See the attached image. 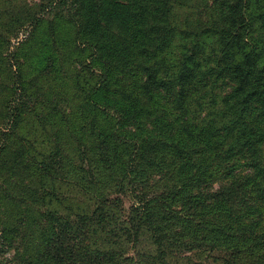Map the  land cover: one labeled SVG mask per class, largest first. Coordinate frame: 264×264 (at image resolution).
I'll return each instance as SVG.
<instances>
[{
  "label": "trees",
  "instance_id": "trees-1",
  "mask_svg": "<svg viewBox=\"0 0 264 264\" xmlns=\"http://www.w3.org/2000/svg\"><path fill=\"white\" fill-rule=\"evenodd\" d=\"M43 1L44 6L35 5L41 8L38 13L23 15L15 0H0V71L7 68L10 74L8 80L0 79V93L4 88L18 86L8 89V98L0 106V154L9 146L10 133L15 129L11 127L10 131L7 127L28 110L26 94L30 90L22 83L24 64L12 58L16 52L10 51L8 37L16 33L15 38L28 26L32 30L29 38L34 39V29L43 23L41 18L48 15V10L60 8L57 18L64 22H47L55 27H47L49 34L45 38L54 37L56 29L72 35L77 49L89 50L88 64L98 61L102 66L92 87H81L80 76L73 87L79 102L86 107L81 111L92 116L94 153L85 160L94 159L115 170L119 180L129 176L132 181L156 168L178 167L176 182L189 184L188 188L179 187L188 201L183 203V210L171 209L177 198L175 184L164 193L147 196L148 201H139L132 209L127 222L144 226L161 253L160 258H147L156 264H183L181 253L210 247L225 252L223 264H264V234L253 235L249 247L237 244L244 231H252V225L258 224L257 229L264 225V0H211L210 8L203 12L204 22L200 14L191 20L187 16L179 18L185 6L181 2L187 0H67L68 6L64 0ZM208 6L204 4V8ZM35 43L36 49L23 55L29 60V71H40L32 81L43 76L41 72L51 71L55 62L43 50L44 39H35ZM56 56L60 57V53ZM214 83L221 91L228 88L227 91L223 95L207 91ZM162 94L170 98L167 106L162 104ZM34 98L39 100L38 91ZM202 107L207 112L199 117L196 113ZM111 112L120 124L117 127ZM101 117L105 124L100 123ZM126 125L131 129H125ZM215 139L224 150L205 153V149L214 147ZM207 154L209 157H205ZM50 166L38 164L42 170ZM211 168L223 173L227 168L229 179L223 190L213 195L201 188L205 179L192 174L197 169L207 178ZM16 169L13 163L9 165L11 174ZM185 171L189 179H183ZM29 172L31 179L36 171L30 168ZM30 183L33 185L32 179ZM10 189L12 193L7 192ZM30 194L31 191L24 194L15 186L6 188L4 198L11 205L22 207L17 200ZM32 197L35 201L33 188ZM210 197L218 203L223 201L221 211H231L230 219L211 214ZM155 200L158 202L152 205ZM188 206L189 211L185 212ZM242 209L248 219H235ZM21 211L11 210L14 220L40 230V237L34 229L35 236L28 238L32 244L26 243L29 252L25 259L18 262L15 257L12 262L118 264V258H129L126 260L130 264H142L136 258L124 257L123 247L99 249L97 245L77 242L81 236L88 238L87 222L82 229H74L72 223L62 221L55 212L46 211L42 217L47 229L43 230L35 226L38 221L32 211L28 215ZM16 225L4 220L9 229L0 231L1 243L10 246V234L24 235L21 230L16 234ZM116 226L125 230L123 222ZM185 262L189 264V258Z\"/></svg>",
  "mask_w": 264,
  "mask_h": 264
},
{
  "label": "rangeland",
  "instance_id": "rangeland-1",
  "mask_svg": "<svg viewBox=\"0 0 264 264\" xmlns=\"http://www.w3.org/2000/svg\"><path fill=\"white\" fill-rule=\"evenodd\" d=\"M15 2L23 15L38 13L41 8L35 7V5L39 3L40 6L45 5L43 0H15ZM187 2H181L185 6L181 10L179 18L187 16L191 20L193 16L196 17L200 14L201 22H204L203 12L210 8L211 0L205 3L203 0L195 2L187 0ZM64 3L65 6H68L67 0H64ZM204 4L209 6L204 8ZM60 13V8L54 11L48 10V15L41 18L43 23L34 29V39L32 40L29 38L32 30L28 26L18 32L15 38L13 37L16 33L13 32H11L13 33L12 36L8 37L11 42L10 51L16 52L14 56L12 54V58H16L18 59L16 61L24 64V67L21 68L22 83L24 86L30 87V90L26 94V101L29 102L28 110L17 121H14V125L7 127L10 131L11 127H15V129L14 132L10 133L9 146L5 152L0 154V231L9 229L8 226H4L5 220L13 226L17 224L16 234L21 230L24 235L10 234V239L14 241L9 244L10 246L3 244L4 241L1 243L0 240V263L17 264V262H12L13 259L16 257L19 262V260L25 259L29 252L27 244L31 245L32 241H29L28 238L35 236L34 229L36 228H28L24 224L25 221L14 220L15 217L11 212L13 209H22L20 213L25 215L32 211L38 221L35 226L41 227L43 230L47 229V224L44 222L45 217H42L46 211L55 212L62 221L72 223L74 229H82L87 222L89 229L87 235L89 236L88 238L81 236L77 241L80 244L85 245L87 242L91 247L97 245L99 249L123 247L126 249L124 257L136 258L142 264H156L155 260L147 258L148 256L161 257V253L157 252V246L153 244L150 234L146 232L144 226H138L134 223L130 225L127 219L129 216L132 217L131 211L138 205L139 201L144 203V201H148L147 196L164 193L166 188H173V184H175L174 189L177 191V198L172 202L171 209L174 211L183 210V203H188V201L186 194L179 190V187L184 184L176 182L178 176L175 172L177 171L179 174L180 170L178 167L164 166L144 173V176L138 177V180L133 177L132 181L129 176L119 180L115 176L117 175L115 170L96 163L94 159L85 160L94 153L91 151V145L94 141V133L90 125L92 116L89 112L83 113L81 111L86 110V107L79 102L78 94L74 92L73 87L77 82V76H80L81 87L88 88L89 85L92 87L98 80L102 66L98 61L96 63L91 62V66L88 64L86 58L89 55V50L84 52L83 48L81 51L77 49L78 44L76 41L74 43L72 35L64 34L56 29L53 33L54 37L45 38L49 34L47 27L49 29L55 27L48 25L47 22L55 21L60 25L64 22L57 18ZM65 27L69 29L68 25ZM38 38L45 40L46 45L43 50L49 55V59H54L55 62H53L51 71L41 72L44 75L32 81L40 71H29L26 68L29 60L27 57L23 58V55L27 56L30 49L31 51L36 49L35 39ZM1 48L4 52L2 45ZM58 53H60V57L56 56ZM70 54L71 58L69 59L67 56ZM4 70L0 71L2 72L0 79L6 81L10 74L7 68ZM11 81H9V86ZM14 87L18 88L17 85H13L8 89ZM8 89L4 88L0 93V106L8 98ZM227 89L224 88L225 91ZM206 90H210L212 93L220 92L221 95L224 91L220 90L218 83H214L213 88L207 87ZM35 91H38L40 95L38 101L34 98ZM161 96L163 97L162 104L167 106L170 98L163 94ZM54 107H57V110H53ZM205 111L207 112L206 108L202 107L196 114L203 117ZM111 115L114 118L115 126H119L116 115L113 112ZM0 123L2 124V120ZM100 123L105 124L104 118L101 117ZM126 128L131 129L127 125ZM117 139L119 142L122 141L116 137ZM222 145H219L218 139H215L214 147L210 151L205 149L204 152L214 151V154H217L224 150ZM56 147H59L60 150H55ZM22 154L25 155L24 158ZM209 155L207 154L205 157H209ZM45 157L50 159L49 162ZM11 163L17 166L12 174L9 171ZM47 163L51 166L45 170L38 167V164L46 165ZM30 168L36 171L34 176L31 175L33 185L30 183ZM27 169L28 172H25ZM170 169H172V173H170ZM196 170L192 174L205 179L201 188L209 195L223 190V185L229 181L227 168L224 169L226 173L220 169L211 168L207 178H203ZM224 176H226L225 180H223ZM186 178L189 179L187 171L183 173V179ZM15 186L24 194L31 191L29 197L26 196L24 199L17 200L19 204H23L22 207L13 206L11 201L4 198L6 188H14ZM184 186L188 188L189 184ZM32 188L36 197L35 201L32 200ZM7 192L12 193V190ZM204 195L202 200L205 198ZM115 199H117L116 202ZM155 202L158 201H153L152 205H155ZM209 204L213 209L211 214L216 213V216L222 219L231 218V211H221L224 205L223 201L218 203L214 197L210 199ZM188 211L189 206L185 212ZM238 212L239 217L236 216L235 219H248L245 209ZM244 214L245 216H242ZM250 218L253 219V217ZM122 222L123 227H125L124 231L119 230L120 226H116ZM243 225H247L246 222H243ZM256 225L251 226L252 231L250 233L248 229L244 231L242 237L237 240V244L244 248L249 247L252 245L253 235H263L264 225L258 229ZM10 227L13 229L12 226ZM36 235L40 237V230L36 229ZM23 236L25 241H23ZM35 243H37L36 239ZM16 245L17 249L15 250ZM179 256L181 259H177H180L183 264H187L186 258H189V264H223L226 259L225 252H219L210 247L189 253L184 252ZM118 259V264H130L129 260H126L129 258Z\"/></svg>",
  "mask_w": 264,
  "mask_h": 264
}]
</instances>
